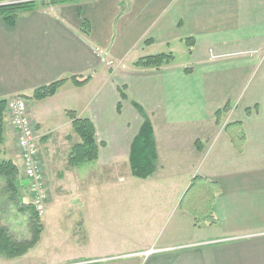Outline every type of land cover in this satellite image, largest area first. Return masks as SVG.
Instances as JSON below:
<instances>
[{
	"label": "crops",
	"instance_id": "1",
	"mask_svg": "<svg viewBox=\"0 0 264 264\" xmlns=\"http://www.w3.org/2000/svg\"><path fill=\"white\" fill-rule=\"evenodd\" d=\"M183 46L188 61L177 64L174 47ZM161 53L172 64L134 66ZM73 77L88 80L78 86ZM57 81L53 96L28 99ZM17 96L36 132L48 202L36 245L0 255V264H264V0H73L22 12L13 27L0 18V101ZM134 104L155 141L157 167L147 179L121 174L143 123ZM68 112L89 119L102 143L90 162L96 171L82 177L76 171L87 163L68 165L77 142ZM237 122L242 152L225 131ZM0 160L22 175L10 121ZM66 175L75 187L59 186ZM195 176L219 188L213 226L196 227L180 208ZM28 204L15 211L31 217ZM5 212L8 235L29 240V227H18L25 238L12 236Z\"/></svg>",
	"mask_w": 264,
	"mask_h": 264
},
{
	"label": "trees",
	"instance_id": "2",
	"mask_svg": "<svg viewBox=\"0 0 264 264\" xmlns=\"http://www.w3.org/2000/svg\"><path fill=\"white\" fill-rule=\"evenodd\" d=\"M14 1L25 0H0V4ZM70 1L73 0L34 1L2 6L0 7V18L8 27H13L18 14L22 12H29L38 7H46ZM83 32H87L85 28L83 29ZM191 40L192 39H187L185 41L189 49L192 46ZM173 60L174 57L171 53H161L142 57L134 63V66L140 69L160 70L162 67L172 64ZM73 80L78 86H82L88 79L77 81L76 78L73 77ZM62 83L63 81H57L40 87L33 91L31 97L27 98L36 101L49 98L56 93ZM119 91L121 99L126 100V95L122 89ZM133 106L142 115L143 123L131 144L129 167L133 177L147 179L155 172L157 167V154L153 130L143 110L136 104ZM119 108L120 105H118V110ZM5 110L6 100L0 101V146L3 143ZM229 110V105H226L223 109L217 111L215 113L216 121L219 122L221 116L227 114ZM68 117L72 120L73 136L77 138V142L70 150L68 165L70 167H77L97 160L99 147L102 146V143H97L95 129L92 122L87 118H77L73 112H68ZM225 131L230 137L236 151L242 152L245 144V137L242 132L241 123L237 122L229 124L225 127ZM0 180L5 182L6 192L11 193H9L11 195L10 199L16 197V193L19 190L17 181H20L21 184L22 180L19 176L17 166L12 161L0 160ZM218 193L219 188L216 183L201 176H195L192 178L189 187L180 201V208L193 216L196 227H199L202 224L213 226L216 224L213 209ZM29 229L31 234L29 240L16 241L8 235L5 227L2 226L0 219V255L7 258L19 257L26 254L28 250L36 245L41 234V224L39 216H37L35 212L31 213Z\"/></svg>",
	"mask_w": 264,
	"mask_h": 264
},
{
	"label": "built area",
	"instance_id": "3",
	"mask_svg": "<svg viewBox=\"0 0 264 264\" xmlns=\"http://www.w3.org/2000/svg\"><path fill=\"white\" fill-rule=\"evenodd\" d=\"M103 54L102 51L99 52ZM11 127L16 133V143L24 166L27 190L31 196L32 207L41 216L47 199L46 183L38 161V140L36 132L28 117V105L24 98L13 97L6 101ZM152 251L144 253L149 255Z\"/></svg>",
	"mask_w": 264,
	"mask_h": 264
},
{
	"label": "rangeland",
	"instance_id": "4",
	"mask_svg": "<svg viewBox=\"0 0 264 264\" xmlns=\"http://www.w3.org/2000/svg\"><path fill=\"white\" fill-rule=\"evenodd\" d=\"M36 1L39 2V1H47V0H36ZM174 50L175 51H174L173 55L175 57V63L184 64L188 61L187 51L185 50L184 46L183 47H174ZM157 52H159V51H157ZM108 64H107V67H112L110 64L109 65ZM4 122L9 123V116H8L7 110H5V112H4ZM56 144H58V143H56ZM19 154H20V152H19ZM39 166H40V164H39ZM22 167L24 168L23 162H22ZM125 167H126L125 171L122 170L121 174H123V176L126 177L130 171L129 170L130 168H129L128 164H125ZM96 168H97L96 163H87V164L81 166L79 172L76 171V174H78L79 176L82 177V174L90 172V171L88 172V170L91 169V170L96 171ZM40 169H41V166H40ZM71 175H73V174H71ZM71 175H69V176L66 175L64 177L63 181L59 180L60 181V183H58L59 186H62L63 188L75 187L76 185L74 183V179L76 180V178H72ZM19 176L21 177V180H22V177H24V179L26 180L25 175H24V169H23L22 175H21V172H19ZM130 179H133V177L131 176ZM44 180L46 181L45 177H44ZM20 185H21V189L18 190L19 194L17 192L16 197H14L13 199H10L11 193L9 192L10 193L9 194L6 192L5 182L0 180V209L6 210V212L4 214L6 215V218L8 216L7 221L9 222L10 226L13 228L14 232L17 233L16 235H12V236H15L16 238H23V237L25 238L27 236L26 233L22 235V231H20L21 229H19L18 227L21 226L22 229H25V230L27 227H29L28 221H30V213H29V211H25V210L23 212L21 210L17 212V211H15V207H18L19 204L23 206V209L24 208L26 209V207H29L28 203L31 201V196H30L28 190L22 189L23 184L21 183ZM22 190H24V192H22ZM46 195H47V191H46ZM47 202H48V199H46L45 204ZM7 211H9V212H7ZM3 227H5V226L3 225Z\"/></svg>",
	"mask_w": 264,
	"mask_h": 264
},
{
	"label": "water",
	"instance_id": "5",
	"mask_svg": "<svg viewBox=\"0 0 264 264\" xmlns=\"http://www.w3.org/2000/svg\"><path fill=\"white\" fill-rule=\"evenodd\" d=\"M36 0H25V1H14V2H7V3H2L0 4V7L2 6H7V5H14V4H19V3H26V2H34ZM18 187L20 186V181H17Z\"/></svg>",
	"mask_w": 264,
	"mask_h": 264
}]
</instances>
